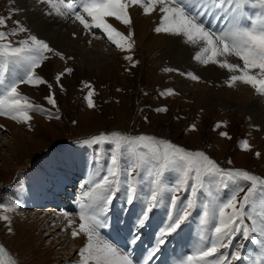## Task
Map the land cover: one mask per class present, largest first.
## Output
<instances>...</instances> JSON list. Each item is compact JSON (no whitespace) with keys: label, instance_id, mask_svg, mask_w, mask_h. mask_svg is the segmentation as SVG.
Returning <instances> with one entry per match:
<instances>
[{"label":"snow or ice","instance_id":"1","mask_svg":"<svg viewBox=\"0 0 264 264\" xmlns=\"http://www.w3.org/2000/svg\"><path fill=\"white\" fill-rule=\"evenodd\" d=\"M38 2L49 5L55 14L62 18L74 16L85 30H101L107 39L121 50H130L134 44L131 39L134 32L130 28L133 19L129 9L135 6L142 9L144 15L158 12L160 24L154 29L155 32L181 37L186 44L198 48L193 59L204 66L215 65L232 73L227 81L229 86L241 82L251 86L256 94L264 96V0ZM12 3L14 4L15 0H12ZM19 11L18 8L11 9L12 13ZM218 12L227 17V24L219 31L205 23L207 16H216ZM46 14L52 15V12ZM109 18L128 26V35L114 27ZM10 19L11 15L7 18L0 16V27L7 28ZM13 23L16 27L11 31H0V116L27 122L32 119L30 111L44 109L31 103L28 96L22 95L20 86L27 84L35 87L47 84L51 89L52 85L37 75L36 69L41 67L43 61L49 59L45 53H52L61 59H64V55L36 35L29 34L18 44L9 40V36L18 32H29L21 21ZM229 57L236 58V61H230ZM125 59L131 60L132 57L126 56ZM72 71L71 68L65 69L67 73ZM164 71L174 69L166 68ZM63 75L64 73L56 75L57 83ZM182 75H187L195 81L200 80V77L192 72ZM86 87L91 88V85ZM168 92L172 94L171 90ZM92 96L93 90H90L86 96L90 108L94 107ZM46 99L49 104L56 105L54 94L50 93ZM55 118L59 119V116ZM191 127L195 129L194 124ZM220 135L231 138L227 132H221ZM101 142L114 143L115 150L110 156L111 163L106 174L95 181L94 186L83 193L78 201L80 222L78 228L73 230L72 236L76 238L82 235L86 238V244L78 253L81 257L80 264H133L130 255L123 253L111 242L103 240L100 229L107 226L108 213L121 188L127 193V204L130 205L140 198V185L145 179V174L151 188L144 197V210L136 218L134 227L137 231L129 241L131 244L138 243L139 230L146 226L153 209L164 201L166 192L176 193L183 190L189 194L183 199L176 195L170 197L171 207L176 211L174 214L169 213L167 223L159 229L156 243L148 252L144 264H148L160 251L168 236L182 228L191 215L190 210L196 209L200 203L201 222L206 226V232L211 234L202 235L201 243L191 254L177 261V264H232L233 261H239L242 259L240 249L243 245L234 243L237 237L241 240H254L259 246V251L251 264H264V178L242 169L221 168L202 151L191 152L152 136L128 137L120 132H113L83 141L86 144ZM242 147L250 150L249 142L243 140ZM125 152L131 153L133 158L126 157ZM256 155L259 156L260 153ZM171 172L179 173L175 181L167 180L166 173ZM216 185H222L224 189L231 187L230 194L220 197L218 192L212 190ZM201 196L205 197L202 202ZM11 210H14L13 206L4 207L5 212ZM0 219L9 220V217L0 215ZM71 223L73 222L70 221L69 224ZM0 264H18L2 245Z\"/></svg>","mask_w":264,"mask_h":264},{"label":"rangeland","instance_id":"2","mask_svg":"<svg viewBox=\"0 0 264 264\" xmlns=\"http://www.w3.org/2000/svg\"><path fill=\"white\" fill-rule=\"evenodd\" d=\"M10 7L8 1L0 0V16L7 18L11 15V19L7 22V28L0 27V31H11L16 27L13 23L16 18L10 14ZM68 17L74 19L72 15ZM127 29L124 31L126 35L130 30L129 27ZM90 33L91 36L96 37L101 35L102 31L93 29ZM27 37V33L18 32L14 36H9V40L18 44L19 41ZM98 39L111 49L112 55H105V59L99 63L98 68L89 72V64L80 67L73 58L68 59L65 56L64 59H61L52 53H45L49 59L43 61L36 72L51 84L52 88L49 89L47 84L35 87L27 84L22 85L29 92L28 95L26 93L25 95L29 97L30 102L40 105L44 111H30L32 119L27 122H18L6 116H0V125L3 126L0 127V153L3 154L0 155L2 159H0V206H3L0 207V215L9 217V220L0 219V245L4 246L8 254L16 259L18 264H80L81 257L78 253L86 244V238L83 236L79 240L78 250L75 249V245L70 244L71 240L57 246L56 242L62 241L60 236L65 231L59 232L60 236L56 233L58 236L54 234L47 238L46 230L53 226L52 223H48L49 225L46 226L44 222L42 228L43 224L41 225L38 221L34 222L30 215L24 213L26 216L21 217L22 213L19 212L24 210L21 204L26 198L20 194L24 195L32 189L31 184L28 183L30 166L37 159L44 158L50 153L54 154L59 150L72 160V166L68 167V172L75 178V183L72 186H67V189L70 190L68 192L71 195L70 198L77 197L74 193L77 192V189L79 190V179L88 177L85 173L79 172L80 166H77V162L80 157L85 155L86 164L89 162L87 167L90 163L95 164L96 179L99 180L100 169L98 166H103L102 172L105 174L111 163L110 156L115 150V144L110 142L83 143L93 136L108 135L113 132H120L128 137L152 136L159 140L169 141L191 152L202 151L216 161L221 168L242 169L264 178V135L260 132L256 121L250 119L247 114L229 106L207 103L206 101L201 102L200 106L199 100L194 97V94L182 92L183 90H180L178 84L169 78L162 68L153 65L148 54L143 57V53L136 46L134 35L131 38L134 44L130 50L117 48L105 35ZM126 56H131L132 59H125ZM57 60H60L62 65L60 73H64L59 83L55 80L58 72H54ZM67 68H71L73 71L67 73L65 72ZM193 82L192 80L191 83ZM236 84L248 88L241 82H236ZM86 85H91V88ZM233 89L236 88L233 87ZM90 90H93L92 100L94 102V107L91 108L86 100ZM168 90H171L172 94H169ZM50 93L54 94L56 99L55 106L49 104L46 99ZM162 109H166V111ZM57 115L59 119L55 118ZM19 124L20 128H18ZM193 124L195 125L194 130L191 127ZM16 130H19L22 143L20 142L21 147L19 150H15L11 157L5 152L6 147L2 143L6 145ZM221 132H227L231 138L221 136ZM15 139L17 140V137ZM243 140L249 142L250 150H245L242 147ZM54 145L59 146L56 149L53 148L54 150H48ZM256 153H260V155L257 156ZM93 155L96 156L94 157L96 160L92 159ZM124 155L133 158L129 152H125ZM2 157L7 159V167L3 165ZM96 161H99L98 165ZM65 165L69 166L67 163ZM16 166H19L21 170H15ZM178 175V172L166 173L168 181H175ZM89 179L90 181L79 192L81 198L82 193L89 191L97 181L91 178V175H89ZM28 184L29 187H27ZM140 187L142 189L139 194L140 198L130 205L126 203L127 193L123 188L117 193L108 213L109 226H113L116 231L120 228L121 223L127 230L135 228L136 218L145 207L144 197L151 188L146 174ZM212 190L220 191L219 196L224 197L230 194L231 187L224 189L222 185H216ZM188 194L183 190L176 193L166 192L161 205L150 213V225L159 230L152 219L157 221L158 225L163 224L164 217L168 218L170 212L174 214L176 211L171 207L170 197L176 195L183 199ZM240 195L242 196L243 193ZM204 199V196L200 197L201 202ZM56 201H59L58 204L61 206L60 199H56ZM56 201L51 200L50 204ZM7 206H13L14 210L5 212L4 207ZM69 206L70 208L67 210L60 209V213L57 211L58 215L65 217L68 211L73 214L79 211L78 203L73 202ZM26 211L31 212L27 209ZM190 211L191 215L182 228L167 237V239L179 240L181 246L173 247L175 242L171 243L168 240L164 245L167 249L165 254L169 255L167 256L169 258L166 257L162 263L169 264V261H173V264H177V261L191 254L201 243L202 235L211 234L206 232V226L201 222L202 203ZM45 213L46 211L43 215ZM159 213L161 214L159 215ZM47 217V220L52 219L51 214ZM57 219L60 220V217ZM147 225L148 222L140 230V233L145 230L144 238L150 229V226L147 227ZM105 228L100 229V235L108 242H112L113 239L109 240L110 234L106 232ZM123 232L127 234L125 230ZM158 234L155 233L150 237L149 241L152 245H155ZM145 243L148 245V241L145 240ZM234 243L243 245L240 249L243 264H251L252 259L257 256L259 251L258 244L254 240H241L239 237ZM124 244L123 242V247ZM146 247L150 250V247ZM123 249L126 250V248ZM222 251L227 250L222 249ZM235 262L233 261L232 264Z\"/></svg>","mask_w":264,"mask_h":264},{"label":"bare ground","instance_id":"3","mask_svg":"<svg viewBox=\"0 0 264 264\" xmlns=\"http://www.w3.org/2000/svg\"><path fill=\"white\" fill-rule=\"evenodd\" d=\"M5 1L10 3V10L13 8L20 9L18 13L11 12L10 14L16 18L15 21H21L22 24L29 29L28 35H36L39 39L45 40L50 47L63 53L64 57H71L77 61L76 63L79 64L80 67L89 64L90 68L88 72L98 68L99 63L105 59V55H112L110 53L111 49L103 44L97 36H91L90 31L85 30L75 18H62L57 16L49 5L39 3L38 0H15L14 4L12 0ZM129 11L133 19V24L130 28L134 32V41L137 48L143 53V57H146V54H148L153 65L163 70L166 68L174 69V71L164 72L178 84L180 90H183L182 92L194 94V97L199 100L198 104L206 101L207 103L221 104L222 106H229L235 110H239L241 113L247 114L253 121H256L259 125L260 132L264 135V96L256 94L255 90L249 85H247L249 89L237 85L236 83L233 86H229L227 81L232 73H229L226 69H220L215 65L204 66L193 59L198 48L186 44L181 37L155 32L154 29L160 24V14L158 12H154L151 15H144L142 9L135 6L130 8ZM47 12H52V15H47ZM223 15L222 12H218L216 16H207V18L210 17L215 19L214 24H209V26L215 28L217 31L224 28L227 22L222 21L221 23ZM109 22L123 33L128 30V26L120 24L113 18H109ZM124 34L126 35V32ZM98 36L102 38L104 34L102 33ZM229 60L236 61V58L229 57ZM56 65L54 72H58L59 74L61 72L60 67H62L60 60H57ZM188 72L198 75L200 80H193L194 82L191 83V78L187 75H182V73L186 74ZM233 87L236 89H233ZM20 90L22 91V95H25V93L28 95L29 93L27 92V88L22 85L20 86ZM20 127L19 124L18 128ZM14 137H17V140ZM9 140L11 144L10 141L7 142L6 145L4 143L2 144L6 147L5 152L12 157L15 150H19L21 147L22 140L19 130H16L15 134L10 136ZM60 151L61 150L54 154L50 153L48 156H44V158L37 159V161L30 166V178L28 183L31 184L32 189L29 188L30 190L24 195L23 193L20 194L26 199L23 201L24 203L21 204L24 210H21L19 213H22V215H20L21 217L23 215L26 216L25 214H28V216L30 215L34 222L38 221L41 225L44 222L46 226L52 223L53 226H50L48 230H46L48 232L46 234L47 238L52 237L56 233L59 235V232L63 233V231H65L64 234L61 236L59 235L62 241L56 242V244H58L57 246L65 241L71 240L72 243L70 244L75 245V249L77 248L78 250L80 247L79 240H81L83 236L80 235L73 238L72 232L74 229L78 228L80 222L78 216L79 211L74 214L68 211L65 217L52 215L53 220H47V216L54 211H59L61 208L54 209L53 206L48 205V208L43 210L41 206L44 203L50 204L51 200L56 201V199H60L62 208L67 210V206L70 208L69 205L71 203H78L81 198L79 192L85 187V184L90 181L89 175H91V178L96 179L97 174H95V164L92 165L90 163L87 167L89 162L86 164L85 158L80 157L77 162V166H80L79 172L85 173L88 177L79 179V190L77 189V192L74 193L77 197H69L70 199L63 200V194L70 192L67 186H72L73 183H75V178L68 172V167L72 166L71 158L66 157V154ZM0 155L3 154L0 153ZM5 157H2L4 161L3 165L7 167L8 161ZM65 163L69 164V166L65 165ZM19 168V166H16L15 170H21V168ZM56 196H59V198H56ZM26 209L31 212L26 211ZM45 211L46 213L43 215ZM50 211H52V213H50ZM40 212H42L41 214L43 216ZM47 213L49 215H47ZM59 217L60 220L57 219ZM109 220L110 218H108V224L106 228H104L105 230L107 229L106 232L110 234L109 240L111 241V239H113L111 243L116 245L123 253L130 255L133 264H144L148 252L154 245L144 238L140 230V239L138 243L131 244L129 241L137 229L127 230L124 224L121 223L120 228L116 231L113 226H109ZM70 221L73 222L71 225L69 224ZM43 227L44 224L42 225V228ZM124 230L127 234L123 232ZM58 235L56 234V236ZM144 239L148 241V245L151 247L150 250L145 248L144 244L146 243ZM103 240L107 241L104 238ZM172 241L173 243L175 242L176 246L179 245L177 239ZM123 242L125 243L124 247ZM175 245H173V247H176ZM123 248H126V250ZM166 251L165 245H162L160 251L148 261V264H164L162 262L169 256L165 254ZM168 258L169 257H167V259ZM173 263V261H169V264ZM235 264H243V259L236 261Z\"/></svg>","mask_w":264,"mask_h":264}]
</instances>
